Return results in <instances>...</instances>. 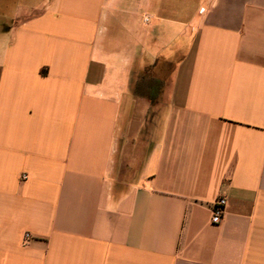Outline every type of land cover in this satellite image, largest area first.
I'll return each mask as SVG.
<instances>
[{
  "label": "crops",
  "instance_id": "1",
  "mask_svg": "<svg viewBox=\"0 0 264 264\" xmlns=\"http://www.w3.org/2000/svg\"><path fill=\"white\" fill-rule=\"evenodd\" d=\"M0 264H264V0H0Z\"/></svg>",
  "mask_w": 264,
  "mask_h": 264
},
{
  "label": "built area",
  "instance_id": "2",
  "mask_svg": "<svg viewBox=\"0 0 264 264\" xmlns=\"http://www.w3.org/2000/svg\"><path fill=\"white\" fill-rule=\"evenodd\" d=\"M226 205V198L224 196H219L217 199L211 204L210 210H211V218L210 222L213 225H217L221 222L222 216L224 213V208ZM29 239V235L25 234L24 236V242H27Z\"/></svg>",
  "mask_w": 264,
  "mask_h": 264
}]
</instances>
